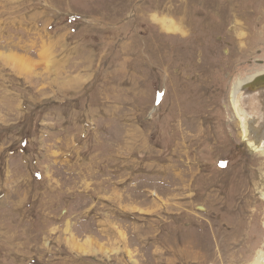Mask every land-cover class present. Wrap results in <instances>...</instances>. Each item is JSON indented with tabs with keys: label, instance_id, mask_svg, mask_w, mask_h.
Listing matches in <instances>:
<instances>
[{
	"label": "rangeland",
	"instance_id": "1",
	"mask_svg": "<svg viewBox=\"0 0 264 264\" xmlns=\"http://www.w3.org/2000/svg\"><path fill=\"white\" fill-rule=\"evenodd\" d=\"M263 72L264 0H0V264L249 256Z\"/></svg>",
	"mask_w": 264,
	"mask_h": 264
},
{
	"label": "bare ground",
	"instance_id": "2",
	"mask_svg": "<svg viewBox=\"0 0 264 264\" xmlns=\"http://www.w3.org/2000/svg\"><path fill=\"white\" fill-rule=\"evenodd\" d=\"M259 74H261V73H257L255 75H259ZM255 75H252L251 77H249L248 79L243 80V81L239 80L232 86L231 103H232V107H233L234 114L236 117L235 122L233 123L232 126H234V125L237 126V128L239 129V133H237V134H239V137H241L242 141L246 144V146L250 149V151L255 152L256 153L255 155H257V154L261 155L260 159H262V160H258V161L255 160L258 162L257 170H258V175H259V178L257 179L258 183H256L257 185L255 187L256 188L255 191H256V193L259 194L262 201H264V81H262L258 84H257V81H255L256 85L243 88V89L256 88V90H258L255 93L254 92L250 93L249 92L250 90H248L249 94H254V95H252V97H254L256 99V100L249 99L250 101L248 104V109L245 106H243L242 103L239 102L238 97H237L238 93L243 90L242 85L246 81H249ZM263 78H264V76L261 79H263ZM183 120H184V118H183ZM253 164H254V162H253ZM262 204H264V203H262ZM263 210H264V207H263ZM247 211H248V209H247ZM258 211H259V209H258ZM263 225H264V218H263ZM255 230H257V229H255ZM263 230H264V228H263ZM240 234H241V231H240ZM240 234L236 232L235 237L240 236ZM236 239H239V237ZM236 239L233 242L240 243V244L246 243L244 241H240V240H236ZM11 240L13 241V239H11ZM254 245H256V244H254ZM12 253L14 254V260H15L16 264H22L20 250L17 249L16 252L14 250V251H12ZM231 253H233L229 259V260L232 259V261L230 262L231 264H264V236L261 240L260 247L258 249H256L255 251L251 252L249 256H240L237 253V251H232V252H230L229 255H231Z\"/></svg>",
	"mask_w": 264,
	"mask_h": 264
},
{
	"label": "water",
	"instance_id": "3",
	"mask_svg": "<svg viewBox=\"0 0 264 264\" xmlns=\"http://www.w3.org/2000/svg\"><path fill=\"white\" fill-rule=\"evenodd\" d=\"M264 76V73H261L259 75H255L253 76L249 81H246L243 85H242V89L245 88V87H251V86H254L256 85L255 84V81H257V84L264 81V78L261 79L262 77ZM250 90L249 92L252 93L256 90V88H249V89H243V91H248Z\"/></svg>",
	"mask_w": 264,
	"mask_h": 264
}]
</instances>
